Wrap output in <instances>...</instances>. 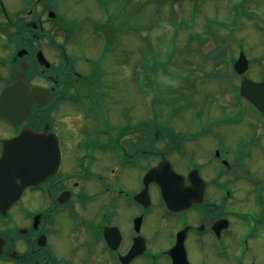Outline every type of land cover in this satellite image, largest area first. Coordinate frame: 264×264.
I'll use <instances>...</instances> for the list:
<instances>
[{
	"label": "flooded vegetation",
	"instance_id": "1",
	"mask_svg": "<svg viewBox=\"0 0 264 264\" xmlns=\"http://www.w3.org/2000/svg\"><path fill=\"white\" fill-rule=\"evenodd\" d=\"M242 3L237 54L223 65L233 70L244 52L249 68L228 74L234 86L219 77L227 92L216 82L233 110L209 109L193 128L173 109L147 112L145 93L120 91L126 63L115 55L128 46L116 13L105 21L113 44L95 22L93 42L78 43L83 30L64 26L60 2L0 0V157L27 136L19 145L42 163L11 198L0 168V264H264V112L240 96L244 79L264 82L252 76L264 50L239 33L260 14Z\"/></svg>",
	"mask_w": 264,
	"mask_h": 264
},
{
	"label": "rangeland",
	"instance_id": "2",
	"mask_svg": "<svg viewBox=\"0 0 264 264\" xmlns=\"http://www.w3.org/2000/svg\"><path fill=\"white\" fill-rule=\"evenodd\" d=\"M57 1L60 2V10L65 12L62 14L64 26L83 30L78 43L93 42L89 29L95 23L114 18L116 13L119 16L116 20L120 23L122 40L128 46L125 58L124 53H119L118 57L115 55V61L119 65L126 63L122 71L125 84H121L120 91L129 93V99L137 96L139 91L146 93L143 98L146 99L147 110L151 100L155 99L157 110L161 108L162 113L168 114L173 109L178 114L175 123L190 124L193 128L200 117L208 119L206 114L209 109L213 116L220 112L219 109L223 107L218 102L222 94L221 88L226 91L230 82L234 86V80L228 77L226 65H223L229 56L235 58L237 54L238 40L235 35H228L233 33L235 25L233 6L244 2L242 4L248 11L256 10L264 15V0H200L198 13L196 0L193 3L191 0H52L53 3ZM102 5L106 7L102 9ZM239 13L238 9L234 11V15ZM259 15L256 18L261 20ZM253 25L246 20L239 33L247 44L252 46L257 40V47L264 50V33L256 31ZM174 34H177L176 40ZM202 44L204 45L200 46ZM262 52L251 53V56L257 57ZM171 53L172 63L166 62L171 59ZM260 66L261 68L252 66L253 77L259 76L260 71L264 72V62ZM155 69L158 71H154ZM165 72L176 77V83L171 84L166 79ZM223 75L227 78L226 86L218 82ZM262 75L264 77V73ZM115 78L119 80L120 74ZM191 81L192 84H188ZM181 87L185 89L180 92L178 89ZM158 90L162 101L159 106L156 102ZM224 97L226 104L223 110L225 112L230 107L225 112L228 114L233 110L229 100L234 98L231 94L228 97L226 93ZM137 99L139 104L140 97Z\"/></svg>",
	"mask_w": 264,
	"mask_h": 264
},
{
	"label": "water",
	"instance_id": "3",
	"mask_svg": "<svg viewBox=\"0 0 264 264\" xmlns=\"http://www.w3.org/2000/svg\"><path fill=\"white\" fill-rule=\"evenodd\" d=\"M101 29L107 41L112 43V39L114 37V28L104 24L101 26ZM238 64L236 65L237 71L239 69ZM241 94L243 97L255 104L259 109L264 110V84H252L250 82L243 83ZM23 140H28L27 136L20 137L17 140L9 141L8 146L4 147L2 156L0 158L2 189L3 193L9 196V198L12 196L13 184L16 179H21L23 183L28 181L26 177L22 179L23 176H27V167L30 165L37 166L39 163L42 164L36 159L29 161L28 148L26 146L19 145V143H22ZM163 167L164 164H161L159 168L151 170L147 175V179L153 181L157 173L163 171ZM172 173H174L173 169ZM157 179L162 180L163 178L157 177Z\"/></svg>",
	"mask_w": 264,
	"mask_h": 264
}]
</instances>
